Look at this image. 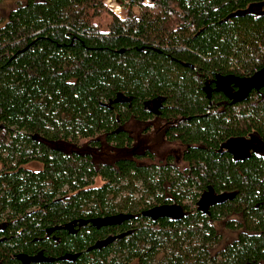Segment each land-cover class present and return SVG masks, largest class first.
Here are the masks:
<instances>
[{
  "label": "trees",
  "instance_id": "obj_1",
  "mask_svg": "<svg viewBox=\"0 0 264 264\" xmlns=\"http://www.w3.org/2000/svg\"><path fill=\"white\" fill-rule=\"evenodd\" d=\"M143 1H120L122 18L104 0H25L0 15V264H264V159L218 150L249 135L264 147V85L234 101L215 87L216 74L264 68V0ZM117 93L129 106L101 105ZM155 99L164 126L138 150L119 125L139 128ZM165 142L184 167L155 160ZM207 185L233 193L212 218L241 211L248 230L213 253L220 236L195 206ZM116 215L127 218L45 232Z\"/></svg>",
  "mask_w": 264,
  "mask_h": 264
},
{
  "label": "flooded vegetation",
  "instance_id": "obj_2",
  "mask_svg": "<svg viewBox=\"0 0 264 264\" xmlns=\"http://www.w3.org/2000/svg\"><path fill=\"white\" fill-rule=\"evenodd\" d=\"M215 87H216V90L224 91L226 93L227 99L229 98V100H232V101L237 99V97L234 96V94L237 92L238 89H236L232 85L224 84L222 82H217ZM235 90H236V92H235ZM205 91L207 92V84L205 86ZM231 93H233V94H231ZM125 98H127V97L123 95V97L119 98L118 102H112L111 101L112 99H109L105 102L106 105L104 107H106L108 109H113V106H115V105L127 104V106H129L130 99L125 101ZM162 108H163V103L161 102V100H158V102H153V100L144 101L142 103V109L150 117L146 118L144 120V123L143 124L141 123L139 128L131 127V122H129L128 124L124 123V124L119 125L118 130L126 131L128 134L136 135V136L141 135V134H145V135L148 134V135L154 136L155 134H157V131H160V128L164 126V123H161L159 121V118H158V116L160 115V110ZM113 116H114L115 122L117 123L119 121L118 114L113 113ZM136 129L137 130L140 129L138 133L134 132ZM162 132L164 133V131H162ZM176 145L179 148V152H180L181 147L178 144H176ZM218 150L220 153H224V152L228 153L231 156V158L234 159V161H243L244 159H247L252 155L257 157V158L264 159V147L262 146L258 137L251 136V135L247 136L246 139H240V140H234V141L226 142V143L222 144ZM169 156L172 157L173 162L176 164V166L180 167L177 164V162L174 160L175 159L174 155H172L170 153L165 154L163 160ZM179 156H180L179 157L180 161L183 162V164H185V162L181 159V153H179ZM182 167H184V165ZM182 167H180V168H182ZM24 169H28L30 171H38L39 166L36 163L31 162V163H28L26 166H24ZM221 193H227V192H224V191L215 192L211 186L207 185V208H204L205 205L200 206L201 208H204V209H200V210L205 211L207 209V211H206V213H204V215L207 218V223L209 224V226L212 227V229L214 231L219 233L218 232V226L222 225L225 229L229 230L232 233H235V239H236L239 233H244V232L248 231L247 227L244 224L243 212L239 211L236 213H232V214L226 216V218L221 217L219 219H214L211 216V213H212L211 211L214 208H216L220 204H223L224 202L232 200V198H231V199H226L222 202L212 203L211 202L212 198H214L216 195L221 194ZM200 210H198V211L201 212ZM164 215H169V213L166 212V213H164ZM170 215H172L175 218L183 217L180 212H172V213H170ZM227 223H232L234 228H229V226L226 225ZM76 228H77L76 225L73 226V229L76 230ZM17 264H20V262L18 261Z\"/></svg>",
  "mask_w": 264,
  "mask_h": 264
},
{
  "label": "water",
  "instance_id": "obj_3",
  "mask_svg": "<svg viewBox=\"0 0 264 264\" xmlns=\"http://www.w3.org/2000/svg\"><path fill=\"white\" fill-rule=\"evenodd\" d=\"M216 83L222 82L224 84L232 85L236 87L238 90L234 94L236 97H242L244 94L252 87H259L261 85H264V68H261L260 70L254 72L251 76L246 78H234L231 76H220L215 75ZM123 97L122 94L117 93L114 97L112 102H118L119 98ZM129 100V98H125V101ZM153 102H158V100H153ZM105 106L106 104H101ZM233 196V193H221L216 195L214 198H212L211 202H222L226 199H231ZM205 205V206H204ZM197 210L207 208V190L202 192L199 196L198 200L195 204ZM200 206H204V208H201ZM151 210L150 212H160V215H164L163 211L156 209ZM201 213H206L207 209L200 210ZM126 216H112V217H104V218H98V219H91V220H72L70 222H67L63 225H55L53 227L47 228L45 230L46 234H50L54 230H67L68 233H75V229H73V226L80 227L81 225L85 224L86 222H90L92 225H94L96 228L100 225L105 224H112V223H118L119 219H126ZM118 236H107L104 239L96 240L93 244H91L89 247L86 248V251L92 250V249H100L102 247H105L109 243H111L115 238L120 237ZM77 254L75 253H64L61 256L58 257H45L42 254H34V255H25V254H18L16 255L17 260L20 262V264H33V263H48L53 261H67V262H73Z\"/></svg>",
  "mask_w": 264,
  "mask_h": 264
},
{
  "label": "rangeland",
  "instance_id": "obj_4",
  "mask_svg": "<svg viewBox=\"0 0 264 264\" xmlns=\"http://www.w3.org/2000/svg\"><path fill=\"white\" fill-rule=\"evenodd\" d=\"M24 1L25 0H0V15H2L3 18H5L7 13L10 10L14 9L18 4L23 3ZM120 1H122V0H117L118 3ZM112 3H113V0H104L105 6L106 5L108 6ZM148 3H149L148 0L143 1V4H148ZM114 8H115V4H113V8H108V9L115 15L116 13H114L115 12ZM133 10H134V12H136L137 9L134 7ZM117 13L122 18L123 14H122L121 9H120V11H117ZM109 20H110V17L108 15H105V16H102L101 18L96 19V21L101 24L102 30L105 29V25L109 22ZM139 130L136 129L134 132L138 133ZM134 136H136V135H134ZM151 136L152 135H148V134L147 135H145V134L137 135V137H139V142L137 143L136 148L138 150H142L145 148V146H148L146 142L149 140V137H151ZM153 152H154V156H155L156 161L163 160L165 154L170 153V154L174 155V158H175L174 160L177 162V164L180 167H182L184 165L183 162L180 161V158H179L180 152H179V148L177 147L176 144H173V143L172 144H169V143L153 144ZM143 162H146V161H143ZM218 232H219L218 234L220 236L219 243L217 245L213 246L212 253L214 251H216V252L219 251L220 249H222V247L225 244H227V243H229L235 239V233H232L229 230L225 229L222 225L218 226Z\"/></svg>",
  "mask_w": 264,
  "mask_h": 264
},
{
  "label": "built area",
  "instance_id": "obj_5",
  "mask_svg": "<svg viewBox=\"0 0 264 264\" xmlns=\"http://www.w3.org/2000/svg\"><path fill=\"white\" fill-rule=\"evenodd\" d=\"M124 3H126V0H124ZM113 4H115V12L116 13L115 15L118 17V18H121V16L117 13V11H120L121 9V5L117 2V0H113V3L110 4V5H106L108 8H113Z\"/></svg>",
  "mask_w": 264,
  "mask_h": 264
}]
</instances>
